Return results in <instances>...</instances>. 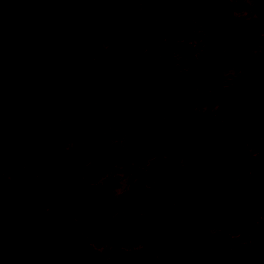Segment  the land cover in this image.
I'll return each instance as SVG.
<instances>
[{
  "label": "rangeland",
  "instance_id": "1",
  "mask_svg": "<svg viewBox=\"0 0 264 264\" xmlns=\"http://www.w3.org/2000/svg\"><path fill=\"white\" fill-rule=\"evenodd\" d=\"M80 1L97 18L96 33L86 41L67 31L57 45H78L69 83L85 94L63 98L39 116L17 109L0 117V221L11 211L29 238L60 245L59 264H252L264 247V112L238 129L231 120L264 74V0H200L179 13L171 9L176 0L111 4L135 7L149 24L129 48L140 42L148 47L150 34L158 39L151 64L137 57L129 66L144 74V85L158 74L202 64L213 71L155 107L137 102L141 85L129 86L107 111L99 110L96 82L109 40L98 32L104 19L97 6L109 0ZM218 11L247 36L218 31ZM39 22L37 15L22 28L0 32V58L20 61L39 51ZM114 27L123 25L110 28L108 21L104 31ZM187 100L194 102L189 111L182 107ZM152 124L174 134L169 154L156 147ZM214 139L224 144L216 163L224 174L214 186L220 199L206 223L197 225L190 219L194 209L183 174ZM56 151L74 169L69 190L76 205L69 216L59 213L54 199L50 155ZM0 264L28 263L0 254Z\"/></svg>",
  "mask_w": 264,
  "mask_h": 264
},
{
  "label": "water",
  "instance_id": "2",
  "mask_svg": "<svg viewBox=\"0 0 264 264\" xmlns=\"http://www.w3.org/2000/svg\"><path fill=\"white\" fill-rule=\"evenodd\" d=\"M14 1L0 0V26L3 31L13 22L17 23L24 17L18 13L14 20L10 18V3ZM197 1L176 0L173 8L175 10L186 9L187 6ZM58 16L63 19L56 21ZM215 19L218 20V30H231L237 39H242L241 32L237 30L233 22L225 17L223 12H218ZM74 21L73 16L66 15L64 12L52 18L48 17V22H55V25L49 26L52 31L51 37ZM132 33L133 30L128 36ZM47 49L48 46H44L41 58L29 63L7 64L0 60V116L17 108H23L32 116H39L44 108L64 97L74 99L82 97L81 88L67 85L69 73H59L67 62L60 57L45 56ZM125 69L126 64L118 61H109L103 66L98 81V92L101 96L100 110L106 111L114 105L126 86L134 81L139 83V77L125 76ZM209 69L205 66L203 69L190 70L175 77L161 75L148 91L147 100L150 101V97L158 94V100L163 101L171 88L197 80ZM185 108H188V105ZM263 112L264 75L256 81L253 96L236 109L231 128H238ZM157 142L160 152L169 154L175 146L176 138L172 132L162 129L157 136ZM223 149L224 145L221 141L208 142L195 154L183 174V179L188 182L185 194L191 198L194 209L190 219L197 225L206 223L210 207L219 200V192L213 187L223 176L224 171L221 166L213 165L218 162ZM50 160L55 184L54 199L58 211L64 216H69L76 205L73 192L69 190L74 178L73 166L57 151L50 155ZM0 254L21 259L28 264H59L61 246L42 244L38 240L29 238L17 223L14 213L9 211L0 221ZM253 264H264V248L257 253Z\"/></svg>",
  "mask_w": 264,
  "mask_h": 264
},
{
  "label": "flooded vegetation",
  "instance_id": "3",
  "mask_svg": "<svg viewBox=\"0 0 264 264\" xmlns=\"http://www.w3.org/2000/svg\"><path fill=\"white\" fill-rule=\"evenodd\" d=\"M124 1L125 0H113L112 3H111V1L109 0L107 2L99 3V5L97 6V10H100L101 11V12H98L99 13V16H102V18L104 19V22H102V21L99 22L98 32L99 33H105L106 34L105 37L109 40V43L107 45V49H106V52H105L106 59H105L104 64L101 67V70L99 71V76H100V73L102 72L103 66L107 62H109V61H118L120 63H125L126 64V69H125V73H124L125 76H127V77L137 76V77H139L140 80H139V83H137L136 81H134L130 85L126 86L125 89H124V91H123V94L125 93V90L129 86H132L133 87V86H138V85L140 86L141 85V87H142V91L140 93L141 96H140V98L137 99V102H139V104L141 106H151V107H155V106H159L160 103H162V102H166L168 100V98H169L168 96L170 95V93L172 91L180 90V89L189 87L192 84L201 81L204 77H206L207 75H209L213 71V67L211 65H209V64H202V65L190 67V68H188V69H186V70H184L182 72L175 73V74H168V73L158 74L154 78L153 81H150V82H148V83H146L144 85L143 84V79H144L143 76H144V74H141V72L140 71H137V70H133L132 71L129 68V66L131 64H133V60H135L137 57H141L144 60L145 63L151 64L152 63L151 49L153 48L154 44L157 45L158 39L154 36V34L153 35L150 34L149 35V39H150L151 43L148 44V47L144 48L145 42H143V43L140 42L138 44V47L133 48V49L129 48V45H131L133 43L136 44V41L137 42L140 41V39L144 36V34H145L144 31L149 26V24H147L148 22L146 23V21L142 18L141 14H139L137 12V10H136L135 7H129L128 8V7L123 6V7L117 8V7H112L111 6V4L113 6H116V4H118L120 2L123 3ZM198 1H200V0H198ZM49 2L50 3L48 5H46V6H44V7H40V6L34 5L33 3L30 4V6H28L27 5L28 4L27 0H15L14 2L10 3V13H9L10 16H11L10 18L12 20H14V18H16V15L18 13L20 15L24 16V17H23V19L21 21H19L17 23L13 22L4 31L1 29V26H0V32L7 33L8 31L15 29L16 27L22 28L21 26H23V25L25 26L29 20H31L35 16L39 15V17H40V22H39L40 28L38 30L43 31V35H42V39L40 41V50L39 51H36V53H34L33 55H30L27 58H25L24 60H20V61H11V62H9V60H4V59H1V58H0V60L6 62L7 64L29 63V62L37 61V60H39L41 58L40 56L43 53L44 46H48V49H47V51L45 53L46 54L45 56L60 57V58L64 59L63 61L67 62V65L63 66L60 69L59 73L60 74H62V73H69L68 79L66 81L67 85L70 86V87H79V86H75V85H70V83H69L70 79L73 78V75L76 72V66H75V64H76L77 59H78V57H77V54H78V47L77 46L78 45H73V46H70V44L69 45L68 44H62V45L59 44V45H57V42H58V39L60 38V36L63 33L67 32V31H72V30L73 31L76 30L77 33H79L83 37L82 40H85L86 39V41H87L92 35H94L96 33V30L95 29H96L97 18L94 19V17L91 16V9L89 10L86 5H84V4L81 3L80 0H49ZM175 2H174V4H175ZM197 2H195V3H197ZM41 3H43V2H41ZM195 3H193L191 5H194ZM105 4H106V7L103 8V6ZM174 4L171 6V9H172V11L174 13L184 12V11L188 10L189 7H191V5H189V6H187L186 9L175 10L173 8ZM43 5H44V3H43ZM61 12H64V14H66V15L73 16V20H75V21L71 25L67 26L66 28L57 31L56 34L53 37H51L52 31L49 29V26L50 25H55V22H48V17H51L52 18V17H54L55 15H58V13H61ZM218 12H223V11H218ZM217 13L214 14V20L217 21L216 22L217 23L216 29L218 30V28H217V26H218V20L215 19V15ZM61 19H63V18L58 16L56 18V21H60ZM227 19H229V18H227ZM229 20L231 22H233L235 24L237 30L239 32H241L240 34L242 35V39L245 38L247 36V34L244 31H242V30H240L238 28V24H236L231 19H229ZM108 21H109V27L110 28L113 25L114 26L115 25H117V26L123 25V28L117 29L116 27H114V31L113 32H110L109 31V28H108V30H105L106 31L105 32L104 29H105V27L107 29V22ZM86 26H87V29H86ZM83 27H84V30H83ZM131 30H133V33L128 36V34H129V32ZM221 31L222 30H220V32ZM227 31L234 33L231 30H227ZM97 37H98V35H97ZM23 39L24 40L28 39V34H24L23 35ZM23 47L25 48L26 46H23ZM205 66H207V67L210 68L207 73H205L199 79L194 80V81H192L190 83H182L179 87L177 86V87L171 88L168 91V95H167V97H166L165 100H163V101L158 100V96H159L158 94H156V95L154 94L153 97H150V99H151L150 101L147 100L148 91L150 90V88L152 87V85L155 83L156 79L159 76L166 75L168 77H175V76L182 75V74H184V73H186L187 71H190V70L203 69V67H205ZM152 67H153V65L151 66V69H152ZM263 75H261L260 77H262ZM99 78L100 77H98V80L96 82L97 91H98V81H99ZM257 80H255L254 83H253V89H252L253 90V93H252V95L246 101L242 102V104L245 103V102H247L253 96V94H254V86H255V83H256ZM79 88H81L83 90V95H82V97H83L84 94H85V90L82 87H79ZM123 94L121 95V97L123 96ZM65 98H71L73 100H80L81 99V98L74 99L73 97H65ZM120 98H119V100H120ZM118 101H116L114 103V105ZM100 104H101V96H100ZM100 104H99V110H100ZM114 105H112L111 107H113ZM186 105H188V108H185ZM193 105H194V102L192 100H187V101H185L183 103L182 107H183L184 110L189 111V110L192 109ZM17 109L24 110L23 108H17ZM17 109H15V110H17ZM236 109H235V111H236ZM15 110H12V111H15ZM12 111H10V112H12ZM100 111H103V110H100ZM234 114H235V112L233 113V117H234ZM233 117H232L231 123L233 121ZM255 117H257V116H255ZM255 117H252L251 119H249L248 121H246L245 123H243L240 127H242L244 124L248 123L250 120H252ZM149 128L155 129L154 140H155V143H156V147L159 150V144L157 142V136H158V134H159V132L161 130L159 129V126L158 125H153V124L150 125ZM216 140L221 141L219 139L210 140V141H207L203 145V147L208 142H213V141H216ZM175 145H176V143H175ZM174 147H173V149H174ZM202 148H200V150ZM213 166H220V165L214 164ZM219 196H220V193H219ZM219 199H220V197H219ZM263 248L264 247L260 248L259 251L261 249H263ZM255 257H254V259H255ZM254 259L252 260V264L254 262Z\"/></svg>",
  "mask_w": 264,
  "mask_h": 264
}]
</instances>
